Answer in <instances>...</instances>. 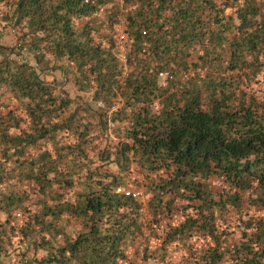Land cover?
Listing matches in <instances>:
<instances>
[{"label": "trees", "instance_id": "trees-1", "mask_svg": "<svg viewBox=\"0 0 264 264\" xmlns=\"http://www.w3.org/2000/svg\"><path fill=\"white\" fill-rule=\"evenodd\" d=\"M123 2L0 0V264H138L130 246L164 220L162 243L188 264H264V0ZM69 74L104 103L95 124L80 105L62 118Z\"/></svg>", "mask_w": 264, "mask_h": 264}, {"label": "rangeland", "instance_id": "rangeland-1", "mask_svg": "<svg viewBox=\"0 0 264 264\" xmlns=\"http://www.w3.org/2000/svg\"><path fill=\"white\" fill-rule=\"evenodd\" d=\"M121 2H122V4L124 3L123 2V0H120ZM12 28H8V29H6V31H4V35H3V37H2V39H1V41L4 43V44H14L15 42H16V39H17V37H16V35L12 32V30H11ZM125 30H126V22H125V19H124V17L122 18V21H121V24H118L116 27H115V33H116V35H117V39L120 37V36H123V39H119L121 42V49L123 50V52L125 53V54H128V52L130 51V46H131V40H129L128 39V37H127V34L125 33ZM129 66V65H128ZM130 69H131V67H130ZM73 93L75 94V91H73ZM76 97H78L77 95L75 96V98ZM6 100H7V98H6ZM6 108V107H5ZM1 111H2V109H0V113H1ZM118 128V127H117ZM117 128H115L114 130H113V134H115V130L117 129ZM109 129V128H108ZM96 130H97V134L95 135V138H96V143H95V148L97 147V145L98 144H101V146H104V145H106V144H109L108 143V141L106 140L107 139V136H109L110 137V132H109V130H108V133H106L107 134V136H105V135H103V134H101L100 133V131H99V129L98 128H96ZM118 138V137H117ZM109 139H112L111 140V143L112 144H114V143H116L118 140H116V139H114V138H109ZM119 139V138H118ZM99 142V143H98ZM97 151L98 150H96V151H94V150H92V149H90V154H94V156H95V154L97 153ZM8 166L9 165H7V167L6 168H8ZM110 168H112L113 170H116V168H115V165L114 164H112V165H110ZM7 170V169H6ZM5 172V169L3 170V172L2 171H0V173H1V175H2V173H4ZM12 173H14V172H12ZM12 182H14V181H12ZM211 183H212V186L213 187H220V185H221V183H220V181L217 179V178H213L212 179V181H211ZM9 184V181H6L5 183H3L1 186H3V188H6V186ZM16 186V185H15ZM20 186H22L21 184L20 185H17V187H20ZM126 188H128V189H131V190H142L143 191V188L142 187H136V186H128V187H126ZM35 198H38V197H35ZM141 200L140 201H142L143 203H144V205H145V208H146V210H147V208H148V206H147V200H148V196H146V195H142L141 196V198H140ZM33 208H35V209H38V210H40V206L39 205H35V206H33ZM25 216L23 215V214H21V215H19L18 216V218H17V223L18 224H21L22 222H25V218H24ZM3 218H5V216H3ZM171 219H173V218H171ZM182 219V217H181V215L179 216H175V218L173 219V220H171L170 222H174V221H177V222H179L180 220ZM167 224H169V222L167 221V220H164L163 222H160V228H157V226H154V228H155V231L153 232V233H150V231L149 230H146V238L145 239H141V241L139 240L138 241V243H136V244H134V245H131L130 246V248H129V253L131 254V255H133V256H135L136 254V249H137V247L139 246L140 247V244H142V246L141 247H143L144 248V246H146V245H149V252H148V255L149 254H152L151 255V259L148 261V262H150V263H152L153 262V260L155 259V253L153 252V248H155V246H157L160 242L162 243L163 242V237H164V231H163V229L166 227V225ZM233 239L235 240L236 238L235 237H233ZM142 242V243H141ZM163 244V243H162ZM166 246H168L167 247V254L166 255H174L175 253H177V254H180L179 252H177L176 251V249H175V246L173 245V244H171V245H168V244H165ZM141 249V248H140ZM139 249V250H140ZM157 255H158V253H157ZM140 256V255H139ZM160 256V255H159ZM139 258V257H138ZM20 259V257L19 256H17V254H16V252H13V261L14 262H18V260ZM180 259V256H177V258H176V260H179ZM167 260H168V262H166L165 261V263H162V264H175V263H177L176 261H175V263L173 262V260H172V258H170V259H168L167 258ZM148 262H146V264H148Z\"/></svg>", "mask_w": 264, "mask_h": 264}, {"label": "crops", "instance_id": "crops-1", "mask_svg": "<svg viewBox=\"0 0 264 264\" xmlns=\"http://www.w3.org/2000/svg\"><path fill=\"white\" fill-rule=\"evenodd\" d=\"M78 24H83L85 22L84 19H78L77 20ZM64 88L67 90V94H69V96L71 97V99H73V103L71 104V106L65 111L64 116L62 118H68V116H70L72 114V112L75 110V108L77 106H81V108L78 109V114L77 117L79 118L80 123H82V127L84 124L87 123H92L95 124L98 119L97 117H95L92 112L90 110H97L99 108L98 106V101L94 100L92 98V93L93 91H85V90H81L79 88V86L76 83V77L74 74H69L68 75V80L65 82L64 84ZM2 91L5 92L7 91V87H3ZM73 91H75V94L73 93ZM10 94V93H9ZM7 94V95H9ZM78 96L79 98H75V96ZM8 100H6V98H1V103H5L8 104V102L12 101L10 100V98H7ZM12 99V98H11ZM118 99H122V98H118ZM122 101L124 102V100L122 99ZM5 105H0V109H2L1 113L2 115H6L8 113L7 107L5 108ZM73 132V129H72ZM118 142H120V140H123V138H121L120 140L117 138ZM107 146V144L103 147L105 148ZM92 155V154H91ZM94 156V155H93ZM0 161H2V157H1V153H0ZM167 247L166 245L162 244L161 242L155 246V248H153V252L155 253V259L153 260L152 263L148 262V264H162L165 263V261L163 259H170L172 258L173 262L175 263V261L177 263L175 264H188L187 258L183 257V251H177L180 254L175 253L174 255H165L167 254ZM186 251V250H184ZM158 253V255H157ZM187 254V252H185V255ZM160 255V256H159ZM177 256H180L179 260H176Z\"/></svg>", "mask_w": 264, "mask_h": 264}, {"label": "built area", "instance_id": "built-area-1", "mask_svg": "<svg viewBox=\"0 0 264 264\" xmlns=\"http://www.w3.org/2000/svg\"><path fill=\"white\" fill-rule=\"evenodd\" d=\"M12 32L16 35V34L19 33V29H14L13 28ZM119 39L120 40L123 39V36H120L117 39L116 50H117V54L120 56V60H121L122 78L125 79L126 76L129 73V66H128V63H127L128 62L127 61L128 58H127V54H125L123 52V50L121 49V43H120L121 41ZM142 53H147V46L144 45ZM158 76H159V78L161 80L162 85L165 86V87L168 86V78L170 76L169 72L160 71ZM97 103H98L99 108L104 106V103L102 101H98ZM122 104H123L122 99H118L116 104L112 106V110H117L119 107L122 106ZM128 123H129V121H125V120L122 121V122L121 121L120 122H110L109 123L110 137L117 140V136L112 133L113 130L115 128L119 127L120 125H127ZM110 140H112V139H110ZM104 146H102V147H104ZM117 191L125 193L127 195H132L133 197L138 198V199L141 198V196L143 195V191L142 190H131V189H128V188H125V187H118ZM145 263H146L145 254H144V251H143V247H141L140 256L138 258V264H145Z\"/></svg>", "mask_w": 264, "mask_h": 264}]
</instances>
